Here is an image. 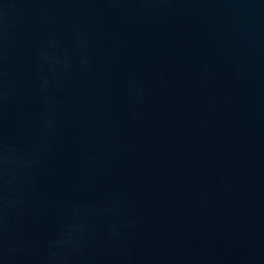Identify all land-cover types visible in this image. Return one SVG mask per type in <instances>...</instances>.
I'll use <instances>...</instances> for the list:
<instances>
[{
  "label": "water",
  "instance_id": "95a60500",
  "mask_svg": "<svg viewBox=\"0 0 264 264\" xmlns=\"http://www.w3.org/2000/svg\"><path fill=\"white\" fill-rule=\"evenodd\" d=\"M0 264H264V0H0Z\"/></svg>",
  "mask_w": 264,
  "mask_h": 264
}]
</instances>
